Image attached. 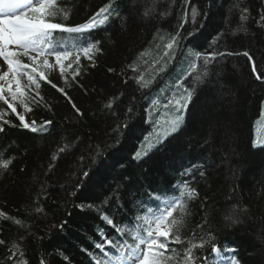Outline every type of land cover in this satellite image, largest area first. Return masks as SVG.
Instances as JSON below:
<instances>
[{
	"label": "trees",
	"instance_id": "1",
	"mask_svg": "<svg viewBox=\"0 0 264 264\" xmlns=\"http://www.w3.org/2000/svg\"><path fill=\"white\" fill-rule=\"evenodd\" d=\"M109 4L104 26L52 34L53 45L70 53L63 75L61 66L29 67L40 89L24 84L16 100L4 93L15 113L0 99V165L11 160L0 167V264H96L104 259L96 243L110 247L106 238L118 242L117 235L132 243L138 219L161 211L168 198L183 210L169 218L182 221L169 237L178 231L181 243L169 244L176 251L165 253L172 256L166 264H214L213 246L239 264H264V146L255 144L264 82L243 54L264 73V0H56L69 15L53 22L75 27ZM91 44L77 60L76 47ZM221 51L234 54L211 58ZM206 74L210 80L196 92ZM172 75L170 92L160 96ZM178 82L191 90L184 124L137 159L156 124L147 120L159 113L155 94L156 103L183 95ZM19 115L35 120L38 131L24 128ZM185 181L194 196L180 195ZM104 215L124 231L117 234Z\"/></svg>",
	"mask_w": 264,
	"mask_h": 264
},
{
	"label": "snow or ice",
	"instance_id": "2",
	"mask_svg": "<svg viewBox=\"0 0 264 264\" xmlns=\"http://www.w3.org/2000/svg\"><path fill=\"white\" fill-rule=\"evenodd\" d=\"M111 4L101 7L92 17H90L85 23L79 24L75 27H65L64 24L60 22H53L55 18L60 15L64 20L68 19V13L62 8L57 7L56 0H0V57L7 64L8 70L12 73L13 77L18 75L21 71H24L27 74V69L31 67L32 72H36L37 68L40 66L36 63L38 59L44 57L41 60V63L45 66L48 65V60L46 57L54 56L58 64H61L62 75L64 65L61 63L64 59H67L70 55L69 52L60 50V46L53 45L52 43V34L59 30L60 32H66L69 34H84L90 33L97 29L98 27L104 26L105 22L109 19V16L113 13L109 11ZM247 12V9L244 10ZM101 18V19H98ZM241 20H246L247 16L241 15ZM264 20V17L261 18ZM175 39V38H174ZM10 46H14L15 49L19 51L10 50ZM92 47H95V44L83 47L82 51L87 54ZM169 48H172L173 45L170 43ZM231 52H212L210 54L213 60L217 56L224 55H233ZM244 56L247 57L248 61L251 62V71L255 76V79L258 81L264 82V73H261L258 67L257 62L254 60L253 56L249 52L245 51ZM167 55V53H165ZM196 58H200V53H195ZM20 56H26L31 65L28 63H22L19 59ZM78 60V57H77ZM203 64L207 66L209 64V59L205 58ZM71 67V64L68 65ZM192 71H196L195 64L192 67ZM8 75V72H4L3 75H0V80H4ZM28 79L35 83L36 89H40V84L36 83L32 75H28ZM39 79L44 80L45 75L43 71L39 74ZM199 79V77H197ZM52 87L55 88L56 85L52 84ZM179 87V85H178ZM8 92L11 94L13 99L17 97V93H20V84L19 81L16 82V91H12L11 83H9ZM58 91L63 92V89H58ZM185 91L188 93L187 96H181L180 99L175 100V111L182 112L186 106L187 102L191 99V90L185 88ZM5 88L0 87V99H3L4 102L8 105V108L12 112H16V108L12 103H9L4 97ZM23 95V93H21ZM39 95V91H37ZM183 101V102H182ZM25 103L24 100L20 101ZM75 108V105H73ZM111 108V104L108 105ZM26 111H31V109L26 107ZM79 111V109H77ZM3 113H0V118H2ZM24 128H28L33 132L38 131L34 125L36 121L33 120L31 124L24 122V116L19 115L18 117ZM183 120V115H176L172 121L173 130L176 126L180 124ZM4 124H8V120L3 121ZM46 124H51V121H46ZM4 132L3 126H0V133ZM147 155V153H145ZM136 157H140L141 153L136 152ZM11 160H7L0 167L8 168ZM185 175L191 174V169H185ZM87 175V173H85ZM200 175L203 176L204 173L200 172ZM187 192L189 196H194L195 191L189 190L187 182H183V190L180 192V195L183 196ZM159 195V194H153ZM183 210V206L180 204L179 200L165 201V207L163 211H160L158 215H153L150 220H147L146 227L143 229H134L128 234L130 238L135 243H128L127 241H121L119 235H117V241H113L111 237L106 238L107 245L110 247H105L104 243H96L95 247L101 250V255L104 257L103 260L97 259L96 264H166L167 260L172 259V256H165L166 252L172 251L175 252V249H169L170 243L179 244L181 243V236L177 234L170 241L169 237L172 236V228L178 227L181 225L182 221L180 219H169L173 217V213L177 208ZM41 211V209H37ZM3 215V213H0ZM102 219L107 222L109 225L116 227L117 234H120L124 231L119 224H115L113 219L109 215L102 216ZM17 224L20 223L19 220L16 221ZM103 235V230H101ZM163 238V239H161ZM5 241L0 239V244H4ZM141 246H144L143 249ZM202 246V245H201ZM196 245H193L192 248H195ZM13 249H16V252L20 250L14 244L12 245ZM192 248L188 249V254L192 252ZM211 251L216 253L219 257L220 248L213 246ZM225 251H235L234 249H225ZM16 252H12L11 256L15 257ZM23 257V253H20ZM95 255V254H94ZM224 258H219L218 264H222ZM18 264H23L22 261H19ZM228 264H239V261L235 258H228Z\"/></svg>",
	"mask_w": 264,
	"mask_h": 264
},
{
	"label": "rangeland",
	"instance_id": "3",
	"mask_svg": "<svg viewBox=\"0 0 264 264\" xmlns=\"http://www.w3.org/2000/svg\"><path fill=\"white\" fill-rule=\"evenodd\" d=\"M188 37H190V36H188ZM211 41H209V42H211ZM82 49L83 48H77L76 56L79 57L80 59H86L89 55L88 53H90L91 50L87 54H85L82 51ZM10 50L19 51L18 49H15L14 46H10ZM46 58L48 60V65L45 66L41 63V60L44 59V57H41L40 59H38L36 61V63L38 65H40L38 68L43 69V68L47 67L50 70L60 69L61 64H58L56 62L54 56H48ZM63 61L61 63H63ZM190 64H191V62H187L186 67L190 66ZM178 71H179V69H178ZM4 72H8V75L5 77L4 80H0V87L5 88L4 93L11 100L20 99L22 97L21 92H22V86L24 84L32 85V86L35 85V83H33L32 81H30L28 79V75H31L28 72H27V74H25L24 71H21L18 75L13 77L12 73L7 68L6 62L3 60L2 57H0V75H3ZM170 77H174V76L172 75V76H168V77L165 76L164 77V81L161 84V89L159 92L160 96H162L164 94L163 91L165 93L170 92L173 84H171V83L166 84L167 80L170 79ZM33 79L35 80V82H37L35 76H33ZM17 81H19V84H20V93H17V97L15 99H13V97L11 96V94L8 92L7 89L9 87V83H11L12 91H16V82ZM177 84L179 85L178 88H180V86L182 87L179 90L184 91V94L180 95L179 97H174V98L169 99L167 101H160V102L156 103L155 99L157 98V95L155 94L154 99L151 103H153L155 105L154 107L157 109V111L159 113H158V116L156 118L152 117V112L148 113L147 114L148 115L147 120H148V123H153L154 122L153 120H155L156 124L152 127L151 132L148 134V136L145 138V140L141 143L140 148L138 150V152L141 153V156L136 157L137 159H142L146 156L145 153H147V155H148L150 152L155 150L165 139H167L169 136H171L172 134L179 131L181 126L184 124L185 119H186V115H187V109H188V106L190 104V100L187 102V106L182 112H176L175 111V107H174L175 100L180 99L181 96L186 97L188 94L185 91L186 87L184 86L183 83H181V85H180V83L178 82V83H176V85ZM173 91H175V90L173 89L171 92H173ZM171 95L172 94H170V97H172ZM176 115H183V120L180 122V124L178 126H176L175 130H173L174 126L172 124V121L174 120ZM255 144L258 146H264V104H263L261 115L257 119L256 124H255ZM183 155H185V154H183ZM151 218L145 219V217H144L141 219V221H142L141 222V224H142L141 229L143 226H145V227L147 226L145 222L147 220H150ZM141 247L143 249L144 246H141ZM227 264H228V261H227Z\"/></svg>",
	"mask_w": 264,
	"mask_h": 264
},
{
	"label": "bare ground",
	"instance_id": "4",
	"mask_svg": "<svg viewBox=\"0 0 264 264\" xmlns=\"http://www.w3.org/2000/svg\"><path fill=\"white\" fill-rule=\"evenodd\" d=\"M210 78H211V75H210V74H206V75L204 76L203 80H202V83L199 84V85L196 87V92L201 91V87H202V85H203L204 83H207V82L210 80ZM164 206H165V204H164Z\"/></svg>",
	"mask_w": 264,
	"mask_h": 264
}]
</instances>
